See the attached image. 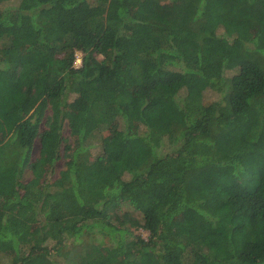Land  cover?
I'll return each instance as SVG.
<instances>
[{"label": "trees", "instance_id": "trees-1", "mask_svg": "<svg viewBox=\"0 0 264 264\" xmlns=\"http://www.w3.org/2000/svg\"><path fill=\"white\" fill-rule=\"evenodd\" d=\"M56 257L264 264V0H0V264Z\"/></svg>", "mask_w": 264, "mask_h": 264}, {"label": "rangeland", "instance_id": "rangeland-1", "mask_svg": "<svg viewBox=\"0 0 264 264\" xmlns=\"http://www.w3.org/2000/svg\"><path fill=\"white\" fill-rule=\"evenodd\" d=\"M81 56H82V53L81 52H77L76 53V59H75V63L76 65H80L81 63ZM215 98V95L211 92V91H207L205 93V101L206 102H210L212 101L213 99ZM62 135L64 138L66 139H70L71 138V135H70V130H69V127L67 124L64 125L63 127V130H62ZM97 135V134H96ZM94 136V138L92 139V142L94 143V146L92 147V153L93 155L99 153V146L97 145L98 144V136ZM39 140L37 139L34 143V147H33V158L37 157L38 154H39ZM162 151L163 152H172V147L171 146H168V145H165L163 146L162 148ZM63 160H59L57 162V164L55 165L54 167V170L52 173H50L48 176H47V179L51 182L53 180H55L56 178L59 177V172L60 170L63 168ZM125 177H128V176H125ZM32 178V174L30 172V170H26L25 171V174H24V180H29ZM135 233H141V235L143 237H147L148 236V232L147 231H144L142 229H138L135 231ZM57 261L59 262V264H66L65 261L59 259V257H56Z\"/></svg>", "mask_w": 264, "mask_h": 264}]
</instances>
